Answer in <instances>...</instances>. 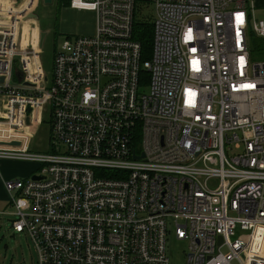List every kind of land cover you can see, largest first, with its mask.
<instances>
[{"label": "built area", "instance_id": "built-area-1", "mask_svg": "<svg viewBox=\"0 0 264 264\" xmlns=\"http://www.w3.org/2000/svg\"><path fill=\"white\" fill-rule=\"evenodd\" d=\"M138 2L152 9L146 59L132 38ZM69 5L94 12V33L63 39L48 77L28 79L12 50L20 13L0 35V160L35 163L40 176L6 179L14 209L1 214L15 216L36 264H168L169 236L184 241L183 264H262L264 59L249 48L264 40V14L254 0ZM16 55L30 85L15 81ZM45 103L52 150L38 151L13 131Z\"/></svg>", "mask_w": 264, "mask_h": 264}, {"label": "rangeland", "instance_id": "rangeland-1", "mask_svg": "<svg viewBox=\"0 0 264 264\" xmlns=\"http://www.w3.org/2000/svg\"><path fill=\"white\" fill-rule=\"evenodd\" d=\"M41 1V0H38ZM257 5L254 11L255 17H260L264 14V4L262 0H254ZM33 4L34 11L38 18L45 23L47 31L42 40L39 59L44 77L49 76L51 56L56 50L63 39L75 36H91L94 33V12L91 10H76L69 8L67 4L62 1L52 0L47 4ZM33 11V13H34ZM137 14L144 21H150L152 16V9L149 2L137 3ZM44 27V26H43ZM41 27L39 30H44ZM254 40V41H253ZM256 38L250 39V43L255 42ZM253 49V47H252ZM255 53V52H254ZM252 53V56L255 55ZM253 60L262 58L252 57ZM21 62L20 58L15 59V66ZM15 71V67H14ZM44 82V79H43ZM46 85V82H44ZM27 90V89H26ZM32 91L34 90H27ZM5 99H0L5 102ZM5 109L0 105V115H5ZM38 124L30 130V147L34 150L44 151L52 150L49 143V130H48V117L49 106L48 103L42 105L39 110ZM7 161V160H6ZM10 167L1 165L2 171L5 173L7 170H14L16 174L13 178L20 177V171L26 170L27 172L33 171L36 164L32 162L23 161H10ZM13 205L9 204L0 210V264H35L36 255L32 247L30 238L26 233H16L17 241L13 240L11 221L14 219L13 214H1L2 211H12ZM18 246V247H17ZM185 243L182 240H176L169 236L166 242V254L169 260L168 264H183L184 263ZM264 264V262L262 263Z\"/></svg>", "mask_w": 264, "mask_h": 264}, {"label": "crops", "instance_id": "crops-1", "mask_svg": "<svg viewBox=\"0 0 264 264\" xmlns=\"http://www.w3.org/2000/svg\"><path fill=\"white\" fill-rule=\"evenodd\" d=\"M59 1V0H55ZM64 4H67L69 8L76 9V10H89V9H78L73 8L69 5L70 0H60ZM33 4H42L41 1L38 0H0V35L8 30V25L11 21L10 14L17 15L19 14V19L17 23V29L15 31V38L17 39V43L15 46L12 47L13 51H18L22 57V60L25 64L27 69V77L28 79L32 80L36 75L42 73V68L40 65V51H38L37 41H38V32L39 29L43 27L44 31H47L45 23L37 17H25L26 14L34 11ZM35 5V6H36ZM35 13V11H34ZM36 14V13H35ZM46 34V33H45ZM33 81V80H32ZM3 107L4 104L2 105ZM39 107H34L31 113V122L24 129L15 130L13 131V135L15 137H19L23 139V143L26 144L30 137V130L33 129L38 124V116H39ZM10 161L0 160V210L5 208L7 205L10 204V196L14 194V192H8L5 189L4 181L6 179L13 178L16 174L14 170H7L5 173L1 169V165L3 167L11 165ZM32 170L27 172L26 170L20 171V177H27L31 174ZM17 178V177H16ZM12 230V228H11ZM13 240L16 243L17 237L16 233L12 230ZM18 247V246H17ZM33 247V246H32ZM34 249V248H33ZM36 255V253H35ZM36 264V260H35Z\"/></svg>", "mask_w": 264, "mask_h": 264}, {"label": "trees", "instance_id": "trees-1", "mask_svg": "<svg viewBox=\"0 0 264 264\" xmlns=\"http://www.w3.org/2000/svg\"><path fill=\"white\" fill-rule=\"evenodd\" d=\"M151 33L152 28L148 21H144L141 18L134 20L132 25V38L140 45L142 59H146L150 52ZM253 41L250 43L249 48L251 58L256 56L257 58L264 59V40L256 38L255 42ZM252 53L255 55L252 56Z\"/></svg>", "mask_w": 264, "mask_h": 264}, {"label": "water", "instance_id": "water-1", "mask_svg": "<svg viewBox=\"0 0 264 264\" xmlns=\"http://www.w3.org/2000/svg\"><path fill=\"white\" fill-rule=\"evenodd\" d=\"M51 1L52 0H41V2L43 4L50 3ZM141 1H149V0H141ZM25 17L36 18V14L33 13V12H30V13L26 14ZM45 33L46 32L44 30H41V31L38 32L37 47L39 49L41 48L42 40H43V37L45 36ZM18 57H19V55H16V58H18ZM14 78H15V81L16 82H20V83H22L24 85H30V83L28 81L23 80V72H22L20 66L15 67ZM3 81H4V77L3 76H0V82H3ZM12 82L13 81H11V83ZM26 122H28V118H26ZM13 144H18V142H14ZM30 178L31 179H38V178H40V176L32 174V175H30Z\"/></svg>", "mask_w": 264, "mask_h": 264}]
</instances>
